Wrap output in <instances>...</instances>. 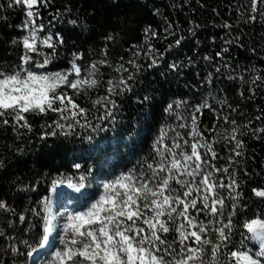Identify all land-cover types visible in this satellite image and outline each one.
<instances>
[{
    "label": "trees",
    "instance_id": "16d2710c",
    "mask_svg": "<svg viewBox=\"0 0 264 264\" xmlns=\"http://www.w3.org/2000/svg\"><path fill=\"white\" fill-rule=\"evenodd\" d=\"M9 2L0 0L3 70L20 66L25 50L12 41L28 35L32 27L37 28L38 41L52 37L55 49L38 43L39 53H28L32 60L24 67L67 70L76 53L82 54L77 61L82 76L93 62L107 64H98L95 87H85L79 94L63 87L86 110L77 116L80 124L74 130L65 129L68 135L56 129L57 135L41 139L53 130L46 126L59 120L56 112L26 113L31 131L19 127L13 131L10 117H5L8 125L0 122V200L8 205V210L0 209V264H58L54 254L64 247L63 235L47 250L40 247L53 190L65 183L82 188L84 192L66 193L68 207L87 209L104 193V184L122 174H150L146 164L158 162L154 146L161 133L163 144L171 146L175 140L187 152L196 140L211 144L216 159L210 153L204 156L205 148L199 151L221 169L214 173L215 180L225 185L236 182L234 189H216L224 198L220 219L227 223L231 216L232 221L226 242L221 243L213 231L207 233V238L221 243L217 264H237L232 252L246 253L256 264H264V227H260L264 197L253 191H264V2L258 0L253 13L251 0H45L32 9L37 15L29 29L23 27L28 9L8 7ZM253 15L255 20L250 19ZM45 56L50 57L46 69H35ZM153 58L157 64L149 67ZM120 65L128 71L116 72ZM129 75L128 87L110 95L108 81L115 84ZM97 100L100 103H94ZM170 103L173 108L166 111ZM193 117L200 134L195 140L190 135ZM171 183L182 191L175 181ZM199 219L207 224L210 217L200 214ZM253 220L259 223L249 232L245 225ZM177 235L170 232L166 238L172 242ZM29 245L36 249L31 257ZM12 247L18 251L13 253ZM173 247L178 251V242ZM205 247L210 256L211 246ZM39 251L40 256L33 258Z\"/></svg>",
    "mask_w": 264,
    "mask_h": 264
},
{
    "label": "snow or ice",
    "instance_id": "6c2138e0",
    "mask_svg": "<svg viewBox=\"0 0 264 264\" xmlns=\"http://www.w3.org/2000/svg\"><path fill=\"white\" fill-rule=\"evenodd\" d=\"M44 2L45 0H10L8 7L15 4L24 5L28 9L26 15L29 19L23 27L29 29V25H35V20L32 18L37 15L32 9L38 3ZM257 3L258 0H251L253 13L257 11ZM250 19L255 20L256 17L253 15ZM69 22L73 25L77 24L76 20ZM225 27L230 26L225 25ZM145 31L148 32L149 29ZM36 32L37 28L32 27L28 35L12 41L13 44L22 45L25 50L20 66L11 71L0 68V118H2L0 122L8 125L10 120L5 117H10L14 125L13 131H16L17 127L31 131L32 126L28 123L26 113L46 115L48 112H56L59 113V120H54L52 124L46 126L53 130L45 132L41 139L57 135L56 129H59L61 134L68 135L65 129L74 130L76 125L80 124L77 116L83 115L86 110L80 108L74 97L63 91V87L71 88L76 94L85 87H95L98 83L96 79L99 72L98 64L105 65L107 61L93 62L84 69L86 72L84 76L81 75L82 68L77 63L82 58V54L79 53L74 54L70 61L71 67L67 70L47 72L24 67L32 60L28 53H39L38 43L55 49L52 37L38 41ZM182 39L183 37L177 39L176 45H179ZM57 41L64 42L59 34ZM49 63L50 57L45 56L43 62L36 63L35 69H46ZM129 63L134 64V61ZM156 64L157 59L153 58L149 67ZM171 67L175 68L176 65L173 64ZM122 70L128 71L123 65L115 68L116 72ZM70 76L74 78L69 79ZM131 78L129 75L126 79H119L115 84L110 79L109 94L111 95L117 88L126 89L127 81ZM108 102L115 104L112 100ZM172 108L173 105L170 103L165 110L170 111ZM196 110L199 111V108ZM61 121L70 122L65 124ZM192 124L190 135L195 140V137L200 135L195 127V117ZM163 135L164 133H161L154 146L158 162L155 165L146 164L150 174L141 173L139 177L132 173L122 174L116 180L104 184V193L87 211L68 216L64 235L61 237L64 247L54 254V260L58 264H217L221 243L229 239L232 221L231 216L227 223L220 219L224 198L216 189H234L236 182L232 180L225 185L215 180L214 173L221 169L213 167L210 161L204 158L210 153L211 159H216L211 144L196 140L189 145V141L184 140V145L190 146V152H187L183 145L175 140L171 146L163 144ZM231 139H235V136L233 135ZM239 146L240 142L237 141V147ZM200 148L207 150L204 156L199 151ZM177 149L180 151L177 152ZM236 155H239V152ZM75 167L80 168V165L76 164ZM188 177H191V180ZM197 177H200L198 182ZM172 181H175L182 191L173 187ZM253 191L256 195L264 197V191L255 189ZM193 193L197 195L194 196ZM0 209L8 210V205L3 200H0ZM200 214L210 217L207 224L199 219ZM19 219L24 222L25 217L21 215ZM51 219V216L46 219L45 234L40 247L48 242V233L53 230ZM258 223L253 220L245 227L249 232H254ZM211 224L219 226L210 229ZM260 227H264V224ZM209 231L217 233L221 243L207 238ZM170 232L178 234L172 242L166 238V234ZM188 241H191V244L187 243ZM177 242L178 251L173 247ZM205 246H211L210 256L206 254ZM29 247L31 250L27 255L31 257L36 249L30 245ZM17 251L16 247H12L13 253ZM231 256L237 259V264L241 260L248 261V264H256L246 253L232 252Z\"/></svg>",
    "mask_w": 264,
    "mask_h": 264
},
{
    "label": "rangeland",
    "instance_id": "374dc122",
    "mask_svg": "<svg viewBox=\"0 0 264 264\" xmlns=\"http://www.w3.org/2000/svg\"><path fill=\"white\" fill-rule=\"evenodd\" d=\"M48 38V37H47ZM77 188H79V191H77ZM80 187H76L72 184H61L56 189L53 190L51 193L52 196L50 198V211L49 216H51V224L53 226V230L48 233V242L46 243V246L53 243L56 238L59 236L61 237L64 235V226L68 222V216L69 215H75L79 212H85L87 209H81V210H72L70 207V197L66 193L74 192V193H80L84 192ZM92 205V204H91ZM90 205V206H91Z\"/></svg>",
    "mask_w": 264,
    "mask_h": 264
}]
</instances>
